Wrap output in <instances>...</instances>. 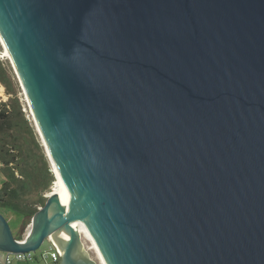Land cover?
Segmentation results:
<instances>
[{"label": "water", "instance_id": "95a60500", "mask_svg": "<svg viewBox=\"0 0 264 264\" xmlns=\"http://www.w3.org/2000/svg\"><path fill=\"white\" fill-rule=\"evenodd\" d=\"M0 39L69 193L0 253L264 264V0H0Z\"/></svg>", "mask_w": 264, "mask_h": 264}, {"label": "trees", "instance_id": "16d2710c", "mask_svg": "<svg viewBox=\"0 0 264 264\" xmlns=\"http://www.w3.org/2000/svg\"><path fill=\"white\" fill-rule=\"evenodd\" d=\"M0 84L8 96L0 101V168L4 182L0 206L28 217L43 206L44 194L55 180L35 130L21 110L12 67L0 58ZM22 239L23 234L16 235Z\"/></svg>", "mask_w": 264, "mask_h": 264}, {"label": "rangeland", "instance_id": "374dc122", "mask_svg": "<svg viewBox=\"0 0 264 264\" xmlns=\"http://www.w3.org/2000/svg\"><path fill=\"white\" fill-rule=\"evenodd\" d=\"M5 50H4V47L2 45V42L0 40V58L3 60V61H7L10 66L12 67L11 65V62L9 60V58L5 55ZM13 70V68H12ZM14 72V70H13ZM15 74V72H14ZM15 77H16V74H15ZM17 79V77H16ZM17 83H18V87H19V91H18V97H19V100H20V103H21V110L24 112L26 118L28 119V121L30 122L31 126L33 127V129L35 130V134H36V137H37V140L38 142L40 143V145L42 146L43 148V151L46 155V151H45V147L43 145V142H42V139H41V136L39 135V132L37 131V128L35 126V122L33 120V116H32V113L30 111V108H29V105L27 103V100H26V97H25V94H24V91L17 79ZM0 101H6L8 96L5 92V89L4 87L0 84ZM47 157V160H48V163H49V166H50V170L52 171V174L54 176V179H55V174H54V170H53V167L48 159V156L46 155ZM4 182V174L0 168V188L2 186ZM54 185V181L52 182L51 186H50V189L49 191H47L45 193L46 194H49L50 191H52V187ZM0 213L5 217V219L7 220L9 226H10V229L12 231V233L14 234V236L16 235H21V234H24L26 229H27V225H28V217H23L22 215L14 212V211H11L7 208H4V207H1L0 206ZM82 242L84 244V248H86V250H88V254L89 256L92 258V260H94L96 262V264H99L98 263V260H97V257L96 255L94 254V252L90 249V244L89 242H87L86 240L82 239ZM49 248V243L47 240H44V242L41 244L40 248L38 250H36L35 252L32 253V258L31 259H28V260H17V259H12L11 261V264H46L45 262L47 260H43V259H40V254L41 252H44L46 250H48Z\"/></svg>", "mask_w": 264, "mask_h": 264}, {"label": "bare ground", "instance_id": "6f19581e", "mask_svg": "<svg viewBox=\"0 0 264 264\" xmlns=\"http://www.w3.org/2000/svg\"><path fill=\"white\" fill-rule=\"evenodd\" d=\"M0 40L2 42L4 50L6 52L5 55L10 59L11 56H10V54H9L5 44H4V42L2 41V39H0ZM0 89H2V88H0ZM52 166H53V170H54V174H55V180H54V185L52 187L53 188L52 191L58 193L60 195V197L62 198V200L65 202L68 199V194L69 193H68V191H67V189H66V187H65V185H64V183H63V181H62V179H61V177H60V175H59V173H58V171L56 169V166L54 165V163H53ZM52 191H50V192H52ZM74 223L80 227L79 233H80L82 239H84L87 242H89L90 249L96 255L98 263L99 264H105L103 258L101 257V255H100V253H99V251H98V249H97V247H96V245L94 243V240L92 238L91 232H90L87 224L83 220H80V219H78Z\"/></svg>", "mask_w": 264, "mask_h": 264}, {"label": "built area", "instance_id": "2783aa9c", "mask_svg": "<svg viewBox=\"0 0 264 264\" xmlns=\"http://www.w3.org/2000/svg\"><path fill=\"white\" fill-rule=\"evenodd\" d=\"M47 195L48 194H46V195L44 194L45 197ZM40 207L41 206H38V209ZM29 226H30V222L27 225V229H26L25 233L23 234V237H25V235L29 229ZM47 241L49 243V248H48V250L41 252L39 257H40V259L51 260V262L56 263L59 260L58 254H57L53 244L51 243L50 238H48ZM0 256H2L1 257V264H11V261L13 258H15V259H26V260L31 259L32 253H26V254H23V253H0Z\"/></svg>", "mask_w": 264, "mask_h": 264}, {"label": "crops", "instance_id": "0c3cea01", "mask_svg": "<svg viewBox=\"0 0 264 264\" xmlns=\"http://www.w3.org/2000/svg\"><path fill=\"white\" fill-rule=\"evenodd\" d=\"M86 249V248H85ZM87 252H88V250H87ZM1 257L2 256H0V264H1ZM91 258V257H90ZM15 259V258H14ZM92 259V258H91ZM17 260H24V259H17ZM26 260V259H25ZM28 260V259H27ZM46 264H59V260L56 262V263H53V262H51V260H47L46 262H45Z\"/></svg>", "mask_w": 264, "mask_h": 264}]
</instances>
